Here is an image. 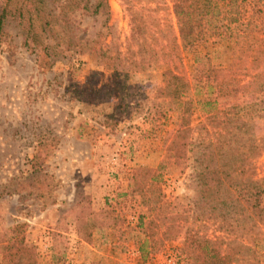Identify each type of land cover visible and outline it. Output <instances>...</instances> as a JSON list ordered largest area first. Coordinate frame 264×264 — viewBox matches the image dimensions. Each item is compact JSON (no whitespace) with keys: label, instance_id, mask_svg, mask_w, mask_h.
Returning <instances> with one entry per match:
<instances>
[{"label":"rangeland","instance_id":"obj_1","mask_svg":"<svg viewBox=\"0 0 264 264\" xmlns=\"http://www.w3.org/2000/svg\"><path fill=\"white\" fill-rule=\"evenodd\" d=\"M148 1L109 0L106 23L104 17L70 14L74 34L84 32L96 50L101 45L105 58L66 52L52 64L42 46L24 44L22 24L15 18L0 34V234L23 238L39 264H188L179 260L185 228L221 237L220 219L193 212L190 147L174 155L167 151L175 116L154 123L152 115L167 70L190 78L195 57L207 53L213 64H226L225 44L185 51L177 64L150 62L145 70H132L136 109L130 116L111 118L115 99L85 104L75 93L92 82L113 85L104 63L118 54L123 64H131V57L123 55L128 48L137 50L129 41L130 9L146 13L150 8L162 28L175 26L169 0L161 7ZM5 2L0 0V8ZM18 2L12 0L11 6ZM223 9L237 25L251 20L259 26L264 19V0H235ZM30 15L44 44L42 24L35 12ZM154 25L146 26L154 31ZM200 115L195 112L192 126ZM253 124L257 136H264V117H255ZM255 165L263 178L264 152ZM136 171H142L141 183L147 182L140 192L131 188ZM177 214L182 233L173 238L175 229L167 232L162 220ZM256 248L264 264V226ZM233 264L250 261L238 256Z\"/></svg>","mask_w":264,"mask_h":264},{"label":"trees","instance_id":"obj_2","mask_svg":"<svg viewBox=\"0 0 264 264\" xmlns=\"http://www.w3.org/2000/svg\"><path fill=\"white\" fill-rule=\"evenodd\" d=\"M164 1L156 0V4L161 7ZM169 2L175 26L170 24L165 29L159 24L162 19H156L150 8L144 9L146 13L130 9L129 41L137 50L128 48L123 55L131 57V64H123L122 54H118L112 62L104 63L114 78L113 85L92 82L75 93L85 104H105L115 99L111 118L116 114L130 116L136 109L132 107L136 87L129 84L132 70H145L150 62L177 64L185 51L209 43L225 44L226 64H213V56L207 53L195 57L190 78L167 70L164 84L156 89L152 115L154 123L175 116L167 151L174 155L178 148L190 147L188 186L194 192L193 212L220 219L221 237L211 239L190 227L182 233L178 214L162 222L167 232L175 229L173 238L184 235L179 260L183 257L188 264H233L238 256L249 259L250 264H262L256 247L264 226V177H258L255 163L264 152V136H257L253 120L264 117V19L259 26L251 20L237 25L238 20L223 9L235 0ZM11 3L6 0L0 8V34L7 21L15 18L22 24L24 44L29 41L42 46L52 64L63 60L66 52L92 58L95 53L105 58L101 45L96 50L84 32L74 34L70 14L79 11L104 17L106 23L109 0H19L16 7ZM32 11L42 24L39 32L44 34V44L39 43ZM148 23H155L154 31L147 28ZM196 111L201 114L200 122L192 126ZM142 177V171L132 175V191L140 192L146 186L147 182L141 183ZM0 240L2 264H39L23 238L5 233L0 234Z\"/></svg>","mask_w":264,"mask_h":264},{"label":"crops","instance_id":"obj_3","mask_svg":"<svg viewBox=\"0 0 264 264\" xmlns=\"http://www.w3.org/2000/svg\"><path fill=\"white\" fill-rule=\"evenodd\" d=\"M101 190H103V188H101ZM1 261H2V256H1V254H0V264H1Z\"/></svg>","mask_w":264,"mask_h":264}]
</instances>
